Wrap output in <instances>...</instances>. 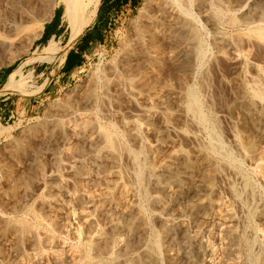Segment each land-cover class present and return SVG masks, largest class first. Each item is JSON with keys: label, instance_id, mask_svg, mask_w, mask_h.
<instances>
[{"label": "rangeland", "instance_id": "rangeland-1", "mask_svg": "<svg viewBox=\"0 0 264 264\" xmlns=\"http://www.w3.org/2000/svg\"><path fill=\"white\" fill-rule=\"evenodd\" d=\"M164 1L165 0H140V4L136 10L117 18L114 24L111 25L112 29H110L105 41L97 44L91 50L86 57L85 65L80 68V72L75 74L73 78H58L59 68L66 58L68 46L74 43L89 25L82 29L79 27L72 29L64 15V5L60 3L59 0V3L55 6L54 12L57 8H62L57 13L59 15L61 11H63V20L66 27L63 36L51 39L48 42L44 40L45 42L43 43L35 44V42L41 38L45 25L52 19L53 13V15L49 17V20L44 21L43 29H41V27H28V25L31 26V24L25 20L23 22L18 21V24L21 25L20 27L23 26L22 29L20 28L18 31V36H15L12 43L7 46H2L0 44V160L3 161L5 159L6 161H3L4 163L8 161L6 157L10 145H8V142L6 144L5 141L8 132L15 136V138H20L21 136L22 139H31L33 137V140H31L32 143L33 141L37 142L40 139H44L43 137L46 135L45 132H47L48 136H45V140L52 136L56 138V143L51 148L57 150L58 154L60 153L57 157L58 160L55 159L57 160L56 167L58 173L60 172L61 176L69 178L68 185L64 186L65 188L62 191H59L60 194L58 191L54 193L58 195V198L62 201L60 200L56 208H54L55 210L52 209L48 212L49 214L47 213L48 216L46 215L45 217L42 214L43 218L49 221H47L48 223L52 221L57 224V227L53 229L52 227H45L48 225L45 224L38 230L40 237L53 232L56 240L55 243H45L47 247L42 244L41 250H44V257L40 259L36 256V250L34 249V244L37 243L36 240L31 234L26 236L23 241L24 245L21 247L22 254H20V256L24 258L21 263L70 264L66 259L58 262L55 255L64 254V249L75 244L86 248L89 242L87 239L88 230H93L94 225V228L107 227L108 231H106L107 229L105 231L109 233V235L114 234L117 229L107 225L109 217L115 218V221L118 220L117 222H119L121 226L126 223L123 221L121 214L122 210L125 209L123 204L126 203V199L121 198V195L117 192L114 194L116 200L113 198V203H108L104 200L109 191L107 189V182L115 181V179H118L117 177H111L110 180L108 179L106 182V180L101 177V174L92 171V175L94 176L89 175L85 178H80L82 181L78 179V183L75 185L73 177L69 175V171L64 167L65 163L74 159L70 157L72 154H75L76 149L81 147L83 143L79 140V135L70 130V133H61L59 131V125L65 124L67 128L75 129L73 117L76 114L78 122L92 120V113L98 115L96 117L100 125L108 126L113 122V125L123 134L124 144H127L126 146L131 149L134 148L135 150H137V148L139 149L141 142L138 144L139 139L129 135L133 131L138 130L132 127L129 120H132L134 117L135 119L140 118V123L142 124L141 129L144 131H142L143 135L141 134L143 145L145 146L143 148L144 151L149 149L148 146H154L156 140L159 139L161 143L165 142L169 147L164 145L158 149L157 156L160 154H162L161 157L169 158L171 156L175 165L181 164L182 161L187 162L192 166L191 171H193L192 173L194 176L202 180L199 186H189L186 190L188 192L182 194L183 196L181 195V197L179 196L177 200L171 202L172 198H170V200L168 199L165 204H169V207H173L174 209L171 208V211L166 212L162 205L149 206L144 202L142 198L143 192L149 195H155L161 188L159 186H153L151 178L148 176L149 174H146L145 180L141 182L142 184L135 181L132 183L134 180L133 174L135 164L128 155L124 154L120 160L122 182L124 181L123 183L128 187L131 186L132 192L133 194L135 193L134 195L136 196L134 197L135 203L138 201L139 206L142 205V207H146L145 214L147 215H144V223L136 224L133 231L126 234L125 242H123V245L117 251L121 252L122 255H118L120 254L118 253V257H124L125 255L123 253L130 254V252L132 253L135 251L142 253L144 247L141 245L146 242L151 235L149 234L151 228L153 229L152 231L160 236V264H241L246 250L239 244L238 238L245 237L252 239L258 237L257 239L260 243L261 240L264 239V135H262L264 134V106L261 107V104L258 103V105L255 104L257 105L256 107L254 105L255 109H252L249 113L244 112L243 109L250 107V105L248 104V96L240 84V79L242 80L243 77L246 78V83L249 82V77L254 78L255 75V78L258 77V74L252 67V63L258 64L261 69L264 70V40L261 39L260 36L257 37V32H260L261 29L263 31L264 29L262 28V26H264V0H224L226 5L229 6V8L231 7L230 9L233 8L232 12L237 18V23L234 26L229 24L226 19L217 22L216 20H210L209 14L206 11L207 8H204L205 6L202 8L201 1L192 0L189 7L193 10L191 12H193L196 18L199 29L201 28L200 33L203 39L202 54L195 60L189 49H186L187 51L180 50V39L172 36L170 37L168 32H165V34L160 33L152 37L147 35L146 31H149L150 26L149 18L156 14V10L162 6ZM11 4L12 0H0V34H4L5 32L3 25L8 22L9 18L12 19L10 15L12 12ZM36 4V0H24L23 2L24 7L28 8V11H32V7ZM196 6L197 8H195ZM37 8L39 9L40 6H37ZM97 9L98 6L95 8V17ZM201 10L205 15L202 14ZM200 11L201 13H199ZM225 34H227V38L224 37ZM220 35L227 39L231 45L239 48L245 59L243 65L245 66L246 64L245 67L242 66V71L236 69L231 62V58L233 57V51L231 50L232 46L226 43L222 45L224 41L220 44L217 42L216 38ZM147 38L151 39L148 40ZM166 38L168 40L165 41ZM154 40L157 41L155 42ZM175 40H178L176 45ZM169 41L171 43L173 42L175 47L173 44H170ZM50 46L53 47L51 48ZM50 51L56 52L50 56ZM16 61L17 65L7 76L8 71L3 69L11 66ZM40 65H46L47 67L44 73L38 74L36 72V67ZM6 76L7 78L3 80ZM186 87L196 88V90L200 92L199 94L201 95L204 112H213L218 117L225 144L231 152L235 162H238V166L235 165L230 168L229 166H221L222 168L220 170L218 169L219 171L213 170V168L207 166L211 159L209 158L210 154L203 148H200L199 143L201 141V144H204L201 145L202 147L206 145L207 141L210 139L208 130L205 128L193 129L192 120L190 118L188 119L189 121L183 119V116L178 111V105L180 104L178 102L181 101V92L183 93ZM90 97L94 99L98 98L97 104L93 109L94 111L92 110L93 107H91V104L85 101V99L88 100ZM5 98L7 100L2 101V99ZM84 102L87 103L85 104ZM237 103H241L242 106L237 107ZM88 111L90 113H88ZM144 114H148V117ZM166 123L173 126L175 125L176 127H184L188 133H191L190 135L193 134V130L198 136L200 135L201 138L199 137L198 143H196L193 139H190L188 135L179 137H176L172 133L168 135L166 132ZM53 124L55 127L52 126ZM258 124L261 125L256 126ZM147 126L148 129L146 128ZM51 128H56V130L53 131ZM236 130L238 133L235 135L234 131ZM260 131L262 132L260 133ZM200 132H202V134ZM158 135L159 137H157ZM201 135H203V137ZM257 135L259 136L257 137ZM42 142L43 140L39 143L41 144ZM5 144L6 147L3 148ZM246 145H255V147L253 150L250 149L248 151L249 148L245 149ZM72 146L75 148L73 149ZM194 146H198L200 149L196 147L198 153H192L187 160L175 155L177 154L175 152L180 153L181 149L185 152H192L196 150ZM58 147L60 149H58ZM82 148L84 151L83 154H85L84 157L88 156L86 153H88L89 148L84 147V145ZM85 148L86 151L84 150ZM39 149H41V146ZM40 151L41 150L38 151V154L43 156V153H40ZM255 151L257 154L254 153ZM147 152L149 151H145L146 155L148 154ZM257 155L259 157H257ZM44 157H42L43 160L47 164L50 163L48 166H51L52 160L50 156L46 155ZM150 159L151 158H148L147 160L151 163L155 162ZM86 160L85 164L87 166L85 165V167L90 172L91 169L93 170V165L90 160ZM155 164H157V162ZM240 170L255 184L256 190L253 194L244 190L243 179L241 174H239ZM99 179L100 181H98ZM231 186L239 194L240 200L243 199L244 201H236L233 194L230 193ZM74 187L77 188L74 189ZM76 192L79 195L84 194V198L76 195ZM220 198L222 200H219ZM217 200L219 202L223 201L231 207L230 209L233 211L232 214L234 213L233 221L228 220L225 221L226 224H224L225 222L219 220L215 215V217L210 216V218H204L203 214L207 213L212 215L215 210H218L216 209L218 208L217 205L221 202L219 203ZM130 201H127L128 204L126 203V207L131 206L133 201H131V203ZM206 203H210V207L212 208H207L205 206ZM247 204L248 206H246ZM92 205H96L98 208L94 215L95 224L89 227L84 222L83 215L92 210L90 207ZM35 208L38 210L37 212H41L39 211L40 209L34 207V209ZM99 208H101V210H99ZM251 209H255V211ZM165 212L170 215L168 214L169 216H167ZM191 212L195 215L192 219L189 217ZM137 215L138 213H133V216ZM165 216L171 219L170 221L172 224H177H174L175 226L168 232L162 227V218H166ZM28 217L30 223L35 224V222H37L34 215ZM208 219L211 220L209 221ZM145 220L148 222H145ZM147 223L149 224L147 225ZM229 223L231 224L229 225ZM205 227L206 229L208 228L209 231L203 229ZM230 227L235 228L233 230L235 236L230 233ZM185 230H187V234L190 238L186 245H184L182 241L183 232ZM196 233L197 237H194L195 239L192 238ZM13 236L15 237L13 234L10 235V239L8 238L5 243L2 241L0 242V254L4 262H10L15 259L13 246L16 238ZM232 240L239 245L236 246ZM59 243L61 246H59ZM260 243L259 247L258 244L253 247V252H262ZM110 244L109 241L101 242V250L90 251L92 257L99 255L100 251L108 250L111 246ZM171 252L174 254L175 258L169 261L166 255Z\"/></svg>", "mask_w": 264, "mask_h": 264}, {"label": "bare ground", "instance_id": "bare-ground-1", "mask_svg": "<svg viewBox=\"0 0 264 264\" xmlns=\"http://www.w3.org/2000/svg\"><path fill=\"white\" fill-rule=\"evenodd\" d=\"M36 1H37L36 5L40 6V8L38 9L37 6L35 5L32 7V11L31 10L28 11L27 10L28 8H25L23 5L24 0H12V4H11L12 9L9 6V8L12 11L10 13L12 19L9 18L8 22H6V24L3 25L4 26L3 29L5 30V32H4V34H0V44L2 46H7V45L11 44L14 37L18 36V34H19L18 31L20 30V28L22 29V27H23V26L20 27L21 25L18 24V21L23 22L25 20L26 22L31 24V26L28 25V27H41V29H43L42 27H43L44 21L49 20V17L53 15L55 6L59 2L64 5V9H65L64 15L66 17V20H67L69 26L72 29H74L75 27H79L82 29V28H86L88 25H90L94 21L95 8L99 4V0H59V2H58V0H36ZM191 1L192 0H165L163 2L162 6L158 10H156L157 11L156 14L152 15L149 18L150 19L149 20L150 26H149V31H146V33H147V35H149V37H152V36L160 34V33L165 34V32H168V35L170 37L172 36V37L179 38L180 44H181L180 50L183 51V50L189 49V51H191L193 55L190 53L189 54L192 55L193 59L195 60V59H198L199 56H201V54H202L203 39H202V35L200 33L201 28L199 29V27L196 23V18L194 17L193 12H191L193 10H191L189 7V4L191 3ZM200 1L202 4V8H203V6H205L204 8H207L206 11L209 14L208 16H209L210 20H216V22H217V21H222V20L226 19L228 21V23L233 25V26L237 23V18L235 16V14L232 12L233 8L230 9L231 7L229 8V6L226 5L224 0H200ZM7 8H8V6H7ZM195 8H197V6ZM201 11L199 13H201ZM196 12H198V11H196ZM202 14H203V11H202ZM203 15H205V14H203ZM0 19H1V17H0ZM249 19H251V18H249ZM24 27H27V26H24ZM259 28H261V27H259ZM262 28H264V26H262ZM226 35L227 34H225V36H224L225 38H227ZM257 35H258L257 37L260 36L261 39L264 40V29H263V31L261 29L260 32H257ZM224 37H222V35L218 36L216 38L217 42H219V44H220V43H222V41H224V43H222V45L226 43V44H229L230 46H232L231 50L233 51V57L231 58V62L234 64V65L233 64L232 65L235 66L236 69L241 70L242 66H244L243 64L245 63V59L243 58L239 48L237 46L231 45V43L227 39H225ZM150 39H148V40H150ZM166 40H168V39L166 38L165 41ZM178 40H175L176 41V43L174 42L175 45L177 44ZM169 43L173 44V42L171 43L170 41H169ZM175 45H174V47H175ZM50 47H49V49H50ZM218 51H221V50H218ZM54 52H56V51H54ZM54 52L50 51V53H51L50 56L53 55ZM139 60H141V59H139ZM245 66H246V64H245ZM252 67L254 68L255 72L258 74V77L255 78L256 75L254 78L249 77V79H248L249 82H247V83L245 82V81H247L245 77H243L242 80L240 79V84L242 85L244 92H246V94L248 96V100H249L248 104L250 105V107H246L243 109L244 112H246V113H249L252 109H255L254 108L255 104L258 105V103H260L261 107L264 106V70H262L261 67L255 63L254 64L252 63ZM133 73H135V72H133ZM199 93L200 92H198V90H196V88L186 87L184 89V92L183 93L181 92V101L178 102V103H180L178 105V107H179L178 111L183 116V119L188 120L190 118L192 120L193 129H200V128L204 129L205 128L208 130L209 135H210L209 136L210 139L207 141L206 145L202 147L201 145H204V144H201V141L199 143L200 148H203L208 154H210L209 158H211L210 159L211 161L209 160V163L207 161V163H208L207 166L213 168V170H218V169L220 170L222 168L221 166H226V167L229 166V168L234 167L235 165L238 166V162L237 161L235 162L233 156L231 155V152L228 150V147L225 144V141L223 138L224 135H222V133H221L222 130H220L221 125L219 126L220 123L218 122L219 121L218 117L213 112H209V113L204 112L202 100L200 97L201 95ZM92 97H90L88 100L85 99V101H87L88 103L91 104V107H93L92 108V110H93L95 108L94 106L97 104L98 98L94 99ZM257 105H255V107ZM236 106L240 107V106H242V104L237 103ZM88 113H90V112L88 111ZM91 113H92V111H91ZM94 114L95 113H92V115L90 114L92 120H83L81 122L77 121V119H78L77 114L74 115V117H73L74 120L73 119L72 120L75 124V129L74 128L69 129L65 126V124L59 125L60 126L59 131L61 133H66V132L70 133V131H72L73 133L79 135V137H80L79 140L83 143L84 147L89 148L88 153H86L88 156H86V157H84L85 154H83V152H84L83 148H82L83 145H81V147L77 148L75 151V154H72V156L70 157V158H74V159L65 163L64 167L67 169V171H69V175L73 177L75 185H77L78 179L85 178L86 176L92 175V171L96 172L97 174L98 173L101 174V177H103V179L106 180V182L108 181V179L110 180L111 177H114V176L117 177L118 179L117 180L115 179V181L113 180L114 182L113 181L107 182V189L109 191L107 192V194L105 196V199H104L105 202L106 201L108 203L112 202L113 198L115 197L114 194L117 192L121 195V198L126 199V203H127V201H130V199L133 202L131 203V201H130V203H131L130 207H126L128 203L126 204L123 202L125 209H123V210L121 209L122 210L121 214H122L123 221L126 222L124 225L121 226L120 223L117 222L118 220L115 221L114 220L115 218L113 219V217L112 218L109 217L107 225L112 226V227L117 229V231L111 235H109V233L106 232V231H108L107 227L106 228L104 227L105 229L102 227L94 228L95 227L94 215H95V212H96V209L98 208V206H96V205L90 206L92 208V210L88 211L87 213H85L83 215L84 222L87 224V226L92 227L94 225L93 230L92 229L88 230L89 231L88 236H87V239L89 240L88 245H87L88 248L86 246H85L86 248H84L83 246L80 247L79 245L75 244V245L69 246L68 248L64 249L65 251L64 250H63L64 252L62 251L64 254H62V255L56 254L55 257H57L58 262L63 261V259H66L70 262V264H160V256H159L160 255L159 254V252H160L159 251L160 236L157 233H155L154 231H152L153 230L152 228H151V231L149 230V234H151V235L148 237L146 242H144L141 245L144 247V249L142 250V253L135 251L132 253L130 252V254L129 253H126V254L123 253L125 256L122 258L118 257V255H122L121 252H117V251L123 245V242H125L126 234L132 232L136 224L138 225L140 223L141 224L144 223V217H145L144 215H147V214H145L146 213V209H145L146 207H142V205L139 206L137 200H136L137 203H135L134 197H136V196L134 195L135 193L133 194V192H132L133 190H132L131 186H129L130 187L129 188L127 185H125V183H123L124 181L122 182L121 174H120V172H121L120 171L121 157L124 154H126V155H128L129 158H131L133 160V162L135 164L134 165L135 170H134V174H133L134 180L132 181V183L135 181L137 183L142 184L141 182H143V180H145L146 174H149L148 176H150L151 183L153 184V186H159L161 188V190L160 191L158 190V193H156L155 195H149L146 192H143L142 198H143L144 202L146 204H148L149 206H151V205H162V206H164V209L166 212L171 211V208H173V207L170 208L169 204L168 205L165 204V202L168 199L170 200V198H172L171 202L177 200V198L179 196L181 197L182 194H184L185 192H188L186 190L189 188V186H191V185L199 186L201 184L202 180L197 179L194 176V174L192 173L193 171H191L192 166L190 164H188L187 162L182 161L181 164L175 165V163L172 161L173 159L171 158V156L169 158L161 157L162 154L159 155L160 157L157 156L158 149H160L164 145H166V147H169V145L167 143H165V142L161 143V141L159 139L156 140L155 145L153 144L154 146H152V145L148 146L149 149H146L145 151L148 150L149 152H147L148 154L146 155L145 151L143 149L145 146L143 145L144 144L143 138L141 136V134L143 135V133H142L143 130L141 129L142 124L140 123V118L135 119V117H134V118H132V120H129V123H131L132 127H135L136 129H138V130H135V128H134L135 131L131 130L133 132L129 135H131L134 138L139 139L138 144L141 142L140 146L137 144L139 146V149L137 148L138 147L137 146L136 147L137 150H135L134 148H133L134 149L133 150V149L129 148L128 146H126L127 144L126 145L124 144L123 134H121V132L116 128V126L113 125V122H112V124H110L108 126L100 125L98 123L99 121H97V117H96L98 115H94ZM90 115H88V116H90ZM144 115H146V114H144ZM187 120H186V122H187ZM142 123H144V122H142ZM188 123H190V122H188ZM165 125H166V132L168 135H170L171 133L173 135H175L176 137H179L182 135H186V136L188 135L190 137V139H193L194 142L198 143L197 141L199 140L200 135L198 136L195 133V131L192 130L193 134L190 135L191 133H188L187 130L184 129V127L183 128L182 127H176L175 125L174 126L171 124L169 125V123H166ZM260 125L258 124L256 126H260ZM52 126H54V124ZM146 128L148 129V126ZM51 129H53V128H51ZM150 129H151V127H150ZM221 129H222V127H221ZM55 130H56V128L53 129V131H55ZM164 131H165V129H164ZM60 132H59V134H60ZM202 132H203V130H202ZM202 132H200V133L202 134ZM261 132L262 131H260V133ZM45 133L47 135V132H45ZM48 133H49V131H48ZM69 133H68V135H69ZM234 133L236 135V133H238L237 130L234 131ZM260 133H258V134H260ZM39 134H41V133H39ZM262 135H264V134H262ZM45 136L43 137L44 139H40L37 142L33 141L34 144L31 141V140H33L32 139L33 137L31 139H27V138L22 139L21 136H20V138H15V136H13L11 133L9 134V132H8V135L5 137L6 144L8 142V145H10V147H9V150L7 152V157H6V158H8V161L4 163L3 161H6L5 159L3 160V158H2L3 161L0 160L1 162H3V163L0 162L1 163V165H0V242L2 241L3 243H5L8 240V238L10 237V235H12V234L15 235V237L14 236L13 237L16 238V240H14L15 242H14V246H13V250L15 252V259L11 260L10 262H6V261L4 262V259H1L3 257L0 254V264H7V263H9V264H23L21 262L24 258H22V256H20V254H22L21 253V247H23V245H24L23 241L25 240L26 236H28L30 234L37 242L34 244V249L36 250V256L40 259H43V257H44V253H43L44 250H41L42 244L45 245V243H48V242L55 243V241H56L53 232H50L46 236L40 237L38 230L42 226H44L45 224H48L45 227H52L53 229L57 227V224L53 223L52 221L50 223H48L49 221L47 220L48 221L47 222L45 220V218H43V215L46 217L48 212H50L52 209L56 208L57 204L60 202L61 199H59L58 198L59 196L55 195L54 193L56 191H58V192L62 191L65 188L64 186L68 185V181H69L68 179L69 178H65V177L61 176L60 172L58 173V169L56 167L57 160H58L57 157L60 153L58 154L57 150H54L53 148H51L56 143V138L51 135L52 137H50V138L47 137L48 139L45 140V138H46ZM201 136L203 137V135H201ZM258 136L259 135H257V137ZM66 137H68V136H66ZM157 137H159V135ZM160 137H161V135H160ZM64 138H65V136H64ZM202 139H200V140H202ZM42 140H43V142L41 143L42 144L41 145L39 142ZM71 143H73V142H71ZM6 144L3 148L6 147ZM252 144H254V143H252ZM248 145L245 146V149L249 148L248 149V151H249L250 149L253 150L256 143H255V145H250V146H248ZM40 146H41V149H39ZM68 147H71V146H68ZM72 147H73V149L75 148L74 146H72ZM196 147H198V146H196ZM196 147H195V149H196ZM58 149H60V148L58 147ZM39 150H41L40 153L42 152L43 156H40V154H38ZM84 150L86 151V148ZM255 150H256V148H255ZM180 151H181L180 153L175 152V153H177L175 155L179 156L180 158H183L184 160H187L190 158V155L192 153L197 152V149L194 151L191 150L192 152H185V151H182V149ZM254 153H256V151ZM259 153H260V151H259ZM46 155L50 156V159L52 160L51 166H48V165H50V163L47 164L42 158ZM81 155H83V156H81ZM76 156H78V157H76ZM146 157H147V159L151 158L150 160H153L155 162H153V163L149 162V160H147ZM257 157H259V156L257 155ZM55 159H57V160H55ZM86 159L90 160L92 165H93V167H92L93 170L91 169L90 172L85 167V165H86L85 160ZM88 160H86V161H88ZM156 162H157V164H155ZM58 166H59V164H58ZM233 172H231V173H233ZM241 172L242 171L240 170L239 174H241V177L243 179L244 190H246V192L253 194L256 190L255 184L253 183V181L251 179H249L245 175V173H243V172L241 173ZM123 173H124V171H123ZM92 176H94V175H92ZM130 176H132V175H130ZM201 178H202V176H201ZM58 179H59V182H58ZM131 180H132V178H131ZM98 181H100V179ZM159 187H158V189H159ZM75 188H77V187H74V189ZM230 193H232L233 196L235 197L236 201L238 200V202H239V200H240L239 194L237 193V191L232 186H231ZM59 194H60V192H59ZM75 194L79 195V194H77V192ZM116 195H118V194H116ZM79 196L81 198H84V194H81ZM86 197H88V196H86ZM240 197L242 198L241 195H240ZM78 199H79V197H78ZM101 199H102V197H101ZM219 200H222V199L220 198ZM241 200H243V199H241ZM102 201H103V199H102ZM214 202H215V200H214ZM220 202H219L220 204L218 203L219 205H217L218 208H216L218 210H215L212 215L204 212L205 213V214H203L204 218H210V216L215 215L216 217H218L219 220H222L223 222L228 221V220L233 221L232 219H233L234 213L232 214L233 211H232V209H230L231 207H229V205L224 203L223 201H220ZM245 203H247V202H245ZM111 204H109V205H111ZM249 204H250V202H249ZM89 205H91V204H89ZM205 206L207 208L210 207V203H206ZM246 206H248V204ZM34 207H37L38 209H40L39 211H41L42 213L37 212L38 210H36V208L34 209ZM117 207H119V206H117ZM211 208L212 207H210V209ZM160 209H162V208H160ZM99 210H101V208H99ZM251 210L255 211V209H251ZM112 211H114V210H112ZM134 212L138 213V215L133 216ZM32 213H34V214H32ZM168 214H167V216L170 215V214L169 215ZM31 215H34L36 220H37V222H35V224L30 223V221H29L28 216H31ZM110 216H111V214H110ZM119 216H121V215H119ZM193 216H195V215L193 214V212H191L189 217H191V219H192ZM170 220L171 219H169V217L162 218V225H163L162 227H164V229H166L167 232L171 231L172 228L175 225H177L175 223H174L175 225L172 224ZM208 220H206V221H208ZM145 222H148V221L145 220ZM200 223H201V221H200ZM231 223H229V225ZM148 224L149 223H147V225ZM224 224H226V222ZM203 229H206V227ZM234 229L235 228H232V227L229 228V231L232 235L235 234V233H233ZM206 230L209 231L208 228ZM183 233H184L183 238L182 237L181 238H182L184 245H186L188 243V241L190 240V238H189V235L187 234L188 233L187 230H185ZM191 236H192V234H191ZM194 237H197V233L195 234V236L193 235L192 238H194ZM257 238L258 237L252 238V239L245 238V237L238 238L239 244L242 245L244 247V249L246 250L245 256L242 259V263L240 262L241 264H264V239L261 240V243H260V241H258ZM104 241H109V243H111L110 244L111 246L109 247V249L105 250V251H100L99 255L92 257L90 251L91 250L92 251L93 250H101L100 244H101V242H104ZM232 241L234 242V240H232ZM85 243H86V241H85ZM234 243L236 244V242H234ZM259 243H260V248H261L262 252L261 253L253 252L254 251L253 247L256 244H258V247H259ZM107 245H108V243H107ZM238 245L236 244V246H238ZM59 246H61V244ZM232 246H233V244H232ZM260 248H259V250H260ZM1 250H3V249H1ZM126 250H125V252H126ZM206 251H208V250H206ZM122 252H124V251H122ZM98 253H99V251H98ZM118 253H120V254H118ZM23 254H25V253H23ZM234 255H236V254H234ZM26 256H27V254H26ZM166 256L168 258L167 260H169V261H172L175 258L174 254L172 252L168 253ZM24 257H25V255H24Z\"/></svg>", "mask_w": 264, "mask_h": 264}, {"label": "crops", "instance_id": "crops-1", "mask_svg": "<svg viewBox=\"0 0 264 264\" xmlns=\"http://www.w3.org/2000/svg\"><path fill=\"white\" fill-rule=\"evenodd\" d=\"M139 4L140 0H99L97 14L94 21L75 40L74 43L68 46L69 48L66 53V58L61 63L59 68L58 78H73L75 74L79 73L80 68L85 65L86 57L91 50L97 44L105 41L110 29H112L111 25L114 24V21L122 15L136 10ZM60 9L62 8H57L55 10L52 19L48 22L51 23L53 21V23L49 24L48 35L45 40L46 42L63 36L66 31L63 20V11H61L59 15L57 13ZM61 28L62 30L59 31ZM99 33L103 37L102 41L97 40ZM46 67V65H40L36 67V72L38 74L44 73ZM38 69L41 70L37 71ZM4 100L7 99H2V101Z\"/></svg>", "mask_w": 264, "mask_h": 264}, {"label": "trees", "instance_id": "trees-1", "mask_svg": "<svg viewBox=\"0 0 264 264\" xmlns=\"http://www.w3.org/2000/svg\"><path fill=\"white\" fill-rule=\"evenodd\" d=\"M55 18V17H54ZM51 23H53V21L51 22ZM51 23H48V24H46L45 25V28H44V32H43V35H42V37L39 39V40H37L36 42H35V44H38V43H43V42H45L44 40H46L47 39V35H48V29H49V24H51ZM107 24V23H106ZM62 30V28L59 30V31H61ZM97 40H99V41H102L103 40V37L101 36V34L99 33L98 34V38H97ZM17 65V61L14 63V64H12L11 66H9V67H6L5 69H3V70H7L8 72H7V76H8V74L14 69V67ZM2 70V71H3ZM41 69H38L37 71H40ZM1 71V72H2ZM7 76L3 79V80H5L6 78H7ZM2 80V81H3Z\"/></svg>", "mask_w": 264, "mask_h": 264}]
</instances>
